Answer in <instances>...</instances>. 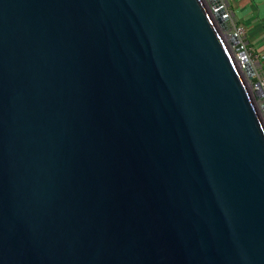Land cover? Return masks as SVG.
Listing matches in <instances>:
<instances>
[{"label":"water","instance_id":"obj_1","mask_svg":"<svg viewBox=\"0 0 264 264\" xmlns=\"http://www.w3.org/2000/svg\"><path fill=\"white\" fill-rule=\"evenodd\" d=\"M219 0H0V264H264V93Z\"/></svg>","mask_w":264,"mask_h":264},{"label":"crops","instance_id":"obj_2","mask_svg":"<svg viewBox=\"0 0 264 264\" xmlns=\"http://www.w3.org/2000/svg\"><path fill=\"white\" fill-rule=\"evenodd\" d=\"M230 14V30L241 28L257 76L264 77V0H220Z\"/></svg>","mask_w":264,"mask_h":264},{"label":"built area","instance_id":"obj_3","mask_svg":"<svg viewBox=\"0 0 264 264\" xmlns=\"http://www.w3.org/2000/svg\"><path fill=\"white\" fill-rule=\"evenodd\" d=\"M207 1L209 2V0H207ZM210 8H211L213 14H215L219 10H222L223 11L222 18L226 19L227 26H228L230 14L226 10L224 4L219 0V5L217 7L210 6ZM224 34H225L226 38L233 35L238 41L236 46H230V50L232 51L233 56L235 58V61L238 63L239 67L243 70L244 66H245V62L242 61L240 56H239V53L242 52L245 55L247 62L250 63L254 69L253 55H252L251 50L246 46L245 42L242 39V35H243L242 29L241 28H235L233 30H230L228 27V30L225 31ZM254 71H255V69H254ZM255 74H256V72H255ZM256 82L259 84V86L261 87V89L264 93V77L257 76V74H256V78L253 81H250V84L252 86L253 91L257 90V87H255Z\"/></svg>","mask_w":264,"mask_h":264}]
</instances>
